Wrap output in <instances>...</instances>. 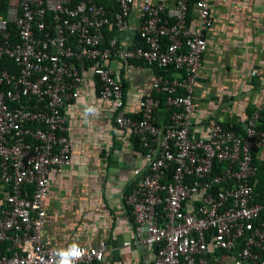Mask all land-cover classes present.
I'll return each mask as SVG.
<instances>
[{"label":"built area","instance_id":"2783aa9c","mask_svg":"<svg viewBox=\"0 0 264 264\" xmlns=\"http://www.w3.org/2000/svg\"><path fill=\"white\" fill-rule=\"evenodd\" d=\"M115 1L112 18L97 0H8L0 15V57L19 67L0 72V264H59L74 247L83 255L70 264L105 258V242L57 248L41 234L51 170L72 160L67 111L89 75L116 130L138 137L146 160L125 195L134 243L152 253L141 264H264V96L245 128L212 112L208 135L194 132L212 0H195L196 25L191 0ZM110 25L118 32L106 41ZM116 56L173 70L153 78L139 117L127 110Z\"/></svg>","mask_w":264,"mask_h":264},{"label":"crops","instance_id":"0c3cea01","mask_svg":"<svg viewBox=\"0 0 264 264\" xmlns=\"http://www.w3.org/2000/svg\"><path fill=\"white\" fill-rule=\"evenodd\" d=\"M212 15L194 85V132L201 136L208 135L203 123L212 112L223 124L245 128L264 96V0H212ZM110 64L123 82L129 114L139 115V101L156 76L154 66L118 56ZM67 112L72 160L49 175L42 238L57 248L107 243L105 258L93 264H141L152 253L134 243L125 193L144 173L142 149L131 133L116 130L110 104L99 98L91 75ZM162 118L161 110L157 119Z\"/></svg>","mask_w":264,"mask_h":264},{"label":"trees","instance_id":"16d2710c","mask_svg":"<svg viewBox=\"0 0 264 264\" xmlns=\"http://www.w3.org/2000/svg\"><path fill=\"white\" fill-rule=\"evenodd\" d=\"M100 4H103L108 10H109V15L112 18L113 15L115 14L116 11H118V4L115 0H97ZM7 4H8V0H0V15L4 16L6 13V9H7ZM195 0H191L189 3V9H188V17L189 19H191L193 17V15L195 14ZM117 29L115 25H110V26H106L104 28V34L106 37V41H108L109 39H111L116 33H117ZM135 42L137 44H143L142 38L136 34L135 35ZM138 61H143V60H138ZM145 62V61H144ZM155 70H156V75L157 76H168V77H172L173 75V70L171 67H161L158 65H153ZM8 70L10 72H17L19 70V67L17 65V63L9 57H0V72L2 70ZM155 93V92H154ZM156 94V93H155ZM157 95V94H156ZM161 98L165 99L164 95H160ZM131 114V113H130ZM132 115V114H131ZM134 117H139V115H132ZM227 127L233 128V126L229 125V124H225ZM134 138V143L136 145L137 148L142 149V146L139 142L138 137L133 136ZM263 161V160H262ZM260 161L259 166L260 169L258 171V177L261 179L264 173V161L262 162ZM258 162V160H257ZM130 192L129 189L126 190L125 194H128Z\"/></svg>","mask_w":264,"mask_h":264},{"label":"clouds","instance_id":"9594fccd","mask_svg":"<svg viewBox=\"0 0 264 264\" xmlns=\"http://www.w3.org/2000/svg\"><path fill=\"white\" fill-rule=\"evenodd\" d=\"M57 255H59L60 257L59 264H70V261H69L70 256L80 257L81 255H83V253L81 252V250L74 247L73 250L71 251H61Z\"/></svg>","mask_w":264,"mask_h":264}]
</instances>
